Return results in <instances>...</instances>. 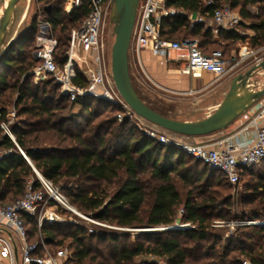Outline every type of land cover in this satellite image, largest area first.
Instances as JSON below:
<instances>
[{"label": "trees", "instance_id": "trees-1", "mask_svg": "<svg viewBox=\"0 0 264 264\" xmlns=\"http://www.w3.org/2000/svg\"><path fill=\"white\" fill-rule=\"evenodd\" d=\"M65 3L66 0H55L50 7H46L49 11L47 19L58 40L59 46L55 52V61L59 66H63L66 62V46L70 41L71 31L79 27L89 13L88 0H84L82 7L72 13L64 11ZM226 4L240 13L243 22L244 18H250L248 6L260 5L259 9L262 14L258 16V22L250 26L255 35L250 36L249 41L254 46L262 45L264 43V0H214L213 5H208L203 0H167L168 7L178 9L182 13L162 19V38L175 40L173 35L188 30L191 35H201L204 39L200 42L202 50L211 53L212 51L206 50L207 42L205 41L211 37L213 31L206 30L203 23L193 24L191 27L188 15L196 13L211 18L216 8ZM242 23L239 27L242 26ZM36 29V23L33 22L8 47L0 61V99H2L0 100V150H5V154L0 157V204H10L22 198L31 179H34L35 188L40 186L35 167L44 177L52 181L54 186H59L72 204L77 205L86 213H92L100 221H107L120 228L167 227L176 222L177 211L183 205L181 220L183 223H191L194 227L154 231L146 234L145 240L138 239L134 243L124 242L119 245L118 241L122 236L116 231L88 234L83 227L62 226L57 223L44 224L41 229H38L37 217L23 214L22 218L28 230V240L40 244L44 242L50 248L58 249L62 248L67 237L71 238L69 247L72 249V254L67 259L68 264H86L87 262L90 264H163L155 259L157 257L164 264H187L188 261H194L196 264H242L245 257L253 264H264L263 242L250 249L237 247L235 250H238L239 257L245 256L243 259L236 256L229 258L232 252V243L221 247L217 245L216 241L209 245L204 244L210 236L207 232L209 219L206 212L214 205L216 198L210 194L199 201V198L193 196V191L190 190L186 199L183 200L178 187V181H181L185 186H190L192 180H200L202 177L206 178V188H210L213 184H218L221 187L223 182L230 184L228 179L222 173L211 170L203 162L193 157L203 168L212 173L204 172L202 175H191V168L185 167L183 162V156L189 155L177 147L161 144L144 132L135 136V128L128 127L129 120L118 123V119L113 118L111 124L104 131L105 134L112 136V133H115L112 128L115 127L118 137H114V140L112 138L107 140L105 136L96 135L99 142L98 148L87 144L82 136L77 139L81 148H43L41 146L46 140L39 135L37 127L44 125L46 128L55 129V126L52 121L54 108L49 105L47 98H41L36 94L40 90V86L44 87V97L48 92L47 87L52 85L54 89L59 90L61 94L59 99L62 103L72 101L61 92L53 78L35 84L31 75V80L37 91L31 90L29 85H25V82L20 83L21 78L29 77V69L34 64L32 61L27 62L25 60L27 57H22V53L18 52L29 46H34ZM57 30L59 34L55 33ZM217 36L233 42H243L248 39V36L239 32V28L238 30H221ZM222 52L227 57L226 52ZM12 75L18 77L15 83L11 82ZM74 81L81 86L88 85V81L79 67ZM24 87H26L25 90H23ZM13 91L18 93L17 103L24 102L23 107L19 110V115L28 114L31 118L36 119L22 121L19 125L12 126L18 145L9 137L4 136L1 128V123L9 116L6 98ZM137 92L145 101L141 93L138 90ZM28 99H30V103H28ZM94 102L107 103L112 108L116 107L115 104L105 99L91 96L80 98L72 103H78L84 110H89ZM147 104L159 113L170 117L165 111L150 103ZM21 150L32 161L34 167L27 162ZM109 151H112V154H108ZM164 151L165 154L162 155ZM263 167L264 160L251 169L241 171V181L245 176L257 175ZM147 173L150 174V179L156 181L155 184L151 181L143 182V175ZM196 176L197 178H195ZM262 177V180L259 181L261 191L264 190V175ZM84 178L106 183L117 182L118 184L111 194L100 184L90 188L70 185L72 179L80 182ZM147 204L148 207L145 209ZM254 220L264 221V216L262 214L254 216ZM36 235L37 239L32 241L31 239ZM243 235V241L248 243L257 241L264 237V226L253 225L251 231L243 233ZM95 238L100 243L108 239L116 243L111 249L110 260L99 255L101 253L95 252L94 247L86 242ZM243 241L240 243H244ZM38 253H43L41 247ZM148 256L154 257V259H148ZM138 257H142V260L138 261Z\"/></svg>", "mask_w": 264, "mask_h": 264}, {"label": "built area", "instance_id": "built-area-1", "mask_svg": "<svg viewBox=\"0 0 264 264\" xmlns=\"http://www.w3.org/2000/svg\"><path fill=\"white\" fill-rule=\"evenodd\" d=\"M88 2L87 17L79 27L71 31L70 48L63 66H59L55 61L58 40L51 23L43 21L39 24L34 41V54L38 64L30 72L33 80L35 84H39L53 78L61 92L72 102L91 96L121 105L123 111L118 114L121 120L124 116L137 115L120 94L112 74L111 56L105 38L106 20L111 13L112 0H88ZM83 4L84 0H66L65 11L72 13L80 9ZM207 4L213 5L214 0H208ZM179 13L182 11L167 6V0H140L130 50L139 54L142 49L148 48L155 57L166 59L171 52H176L180 55L175 60L182 62L184 74L192 78H201L204 74L210 73L215 76V81L236 71L254 53L249 47L244 46L238 56L227 58L220 50L204 52L200 42L194 38L163 39L162 19ZM211 18L216 25L215 34L221 30H238L243 22L240 13L227 4L216 8ZM262 49L264 50V47ZM78 67L88 81L87 86H81L74 81ZM13 117L15 113H10L8 119L1 123V128L4 136L17 144L12 129ZM234 123L236 126L229 132L204 143H179L164 134L150 131L144 133L165 146L177 147L203 162L211 170L222 173L231 185L237 186L241 182V171L251 169L264 160V97L245 110ZM21 152L30 162L24 151ZM4 154V151H0V157ZM35 171L40 184L38 188H35L34 181H31L22 198L10 204H0V220L12 228L22 242L21 259H18L10 242L3 241L9 253L8 264H64L67 259L64 249L51 250L44 242L40 244L28 240V230L22 215L36 216L38 229H41L44 224L63 221L56 208L78 212L60 188L54 186L52 181L38 170ZM89 220L103 225L97 219L89 218ZM250 223L256 224L255 221ZM186 225L168 226L165 229L183 228ZM90 231L95 232L94 229ZM40 247L42 254L38 253ZM242 264L253 263L249 259H243Z\"/></svg>", "mask_w": 264, "mask_h": 264}, {"label": "rangeland", "instance_id": "rangeland-1", "mask_svg": "<svg viewBox=\"0 0 264 264\" xmlns=\"http://www.w3.org/2000/svg\"><path fill=\"white\" fill-rule=\"evenodd\" d=\"M207 1L208 0H203V2L206 4ZM4 2L5 0H0V12L3 11V13ZM54 2L55 0H21L17 5L15 21L8 32L5 42V48L7 49L9 45L12 44L20 35H22L33 22L36 23L37 35L39 24L43 21H48L47 16L49 11L46 9V7H50ZM259 6V4L248 6L250 18H244L242 26L239 27V32L242 35L248 36V39H245L243 42H233L229 39L217 36L218 34L214 33L216 25L213 22L212 18H208L206 16L203 18V16L196 13H189L188 15V20L191 22V27L193 26V24L203 23L206 30L210 29L213 31L211 37L208 38L207 41H205L207 42L206 50L208 52H211L213 50L225 51V55L228 58H231L233 56H238L239 52L243 49L244 46H247L250 50L254 51V53L247 60H245L236 71L232 72L230 75L218 81H215L213 79L207 87L198 92L191 93L190 90L174 91L161 87L149 80L143 72L138 70L137 65L133 62L132 66L130 64V70L134 86L141 93L147 103H150L154 107L165 111L170 117L174 119L182 121H196L208 117L219 107V105L229 92L233 78L241 73L247 72L250 68L257 64L260 59L264 58V50L262 49L264 47V43L260 46H254L251 41H249L250 36L255 35V32L250 28V26L251 24L258 22V16L262 14ZM2 16L3 14L0 13V22ZM260 18L262 19L263 17ZM55 33L59 34L58 30ZM172 37L175 40H185L188 38L197 39L199 42L204 40L201 35H191L188 30L180 31ZM105 38L107 47L109 49V55L112 56V47L115 43L116 35L114 32V24L111 21V13L106 20ZM66 48L67 53L70 48L69 42ZM18 53H22V57H27L25 58L27 62L32 61L34 64L29 69V77L27 79L21 78L20 83L25 82V85H29L31 90L37 91V89L35 88L36 86L31 80L30 73L33 67L38 64V61L34 54V46H29ZM11 78V82L15 83V80H17L18 77L17 75H12ZM252 82L256 85L257 88L263 87L264 73L256 75L252 79ZM43 88V86H40V90L37 91L36 94H38V96H40L41 98H47L49 101V105L54 108L52 121L53 125L55 126V129L46 128L44 125H39V127H37L39 129V135L42 137V139L46 140L41 145L43 148H81V145L77 140L79 136L85 138L87 144L98 148L99 142L97 141L96 135L105 136L107 140H111V138L114 140L118 137V132L114 129L115 127L112 128V131L114 130L115 132L112 133V136L110 134H105L104 131V129L111 124L113 118H117L118 123L129 120L130 123H128V127L132 126L135 128V136H138L144 131H150L156 132L158 134H164L179 143H204L203 138L205 137H187L175 134L150 123L149 121L139 117L138 115L124 116L121 120L118 117V114H121L123 111V108L121 109V105H116L115 108H112L107 103L99 104L98 102H94L90 106L89 110H84L83 107L78 103L67 101L62 103L59 99L61 95L59 90L57 88L54 89L52 85L47 87L48 92L46 93V97H44L45 94L43 93ZM25 89L26 87H24L23 90ZM18 99L19 96L17 91H13L6 98V100H8L7 106L9 114L15 113L12 126L19 125L22 121L36 120L34 118H31L28 114L19 115V110L23 107L24 102L22 101L20 104H18ZM27 101L28 103H30V99H28ZM117 109L120 110L118 111ZM100 125H102V128L99 129ZM235 126V123H233L226 129L215 133V135H222L223 133L229 132ZM108 154H112V151H109ZM164 154L165 151L162 152V155ZM183 159L185 167L191 168V175H202L204 172H206V174L208 172L212 173L208 169L203 168V166L199 162L195 161L192 157L185 155L183 156ZM261 174L264 175V167L262 171L260 173H257V175L255 176H245V178H243L237 186H233L226 182H223V186L221 187H219L218 184H213L210 188H206L205 177H202L200 180H192V184L190 186H185L181 181H178V187L182 194L183 200L186 199L187 194L190 190L193 191V196L199 198V201L203 200V198L207 197L210 194L215 196L216 202L214 203V205H212V207H210L209 211L206 212L209 219L207 232H209L210 236L209 240L204 244L209 245L213 241H216L217 245L221 247L225 244L232 243V252L230 253L229 257L230 259L235 256L240 259H243L245 257L238 256L239 252L238 250H235L237 247L250 249L254 246H259L262 242L264 244V237H261L257 241H251L249 243L243 241V233L250 232L251 226L253 225H260L250 223L252 221H257L254 220V216H260V214L264 216V190L261 191V183H259V181L263 178ZM150 178L151 177L149 173L143 175V182L151 181L153 182V184H155L156 181H153ZM195 178H197V176ZM98 184H100L102 188H105L106 191L111 194L114 192L118 183H106L86 180L85 178L80 182L72 179L70 183V185L74 187L80 185L81 188L96 187L98 186ZM58 188L60 187L58 186ZM73 206L78 213H74L70 210L60 207L56 208L57 213L63 219V221H60L57 224L62 226L73 225L76 227H83L88 234H92L90 231L91 229H94L96 233H99L101 231H116L120 234V236H122L118 241L119 245L123 244L124 242L134 243L138 239L145 240L146 234L148 233L159 230H166V226H160L157 228L146 226L120 228L113 224H110L107 221H100L98 219L97 220L99 222H102L103 225L95 224L89 220V218H94V220H96L92 213H86L77 205L73 204ZM147 207L148 204L145 205V209ZM182 210L183 205L178 209L176 222L171 226L182 224L187 225L183 228H173V230L188 229L194 227V225H192L191 223L182 222ZM36 239L37 235L34 236L31 240L33 241ZM240 241H243L244 243H240ZM70 242L71 238L67 237L62 246V249L66 251L67 259L72 254V249L69 247ZM86 242L94 247V250H96L95 252H99L101 253L99 255L107 258L106 260L111 259V249L116 244L114 243V241L108 239L105 242L100 243L95 238L91 241L87 240ZM51 250L57 249L54 247L51 248ZM147 258L154 259V257L150 256H148ZM67 259H65L64 264H68ZM137 260H142V257H138ZM159 262L164 264L161 259L159 260ZM86 264L90 263L87 262ZM187 264L196 263L194 261H188Z\"/></svg>", "mask_w": 264, "mask_h": 264}, {"label": "water", "instance_id": "water-1", "mask_svg": "<svg viewBox=\"0 0 264 264\" xmlns=\"http://www.w3.org/2000/svg\"><path fill=\"white\" fill-rule=\"evenodd\" d=\"M20 1L4 2V13L0 22V61L8 49L5 48V42L14 24ZM139 3L140 0H112L111 8V21L116 35L111 56L112 74L120 94L138 116L169 132L187 137H201L226 129L245 110L264 97V86L257 88L252 82L256 75L264 73L263 58L247 72L233 78L229 92L219 107L206 118L182 121L151 108L135 89L130 70L129 53Z\"/></svg>", "mask_w": 264, "mask_h": 264}, {"label": "crops", "instance_id": "crops-1", "mask_svg": "<svg viewBox=\"0 0 264 264\" xmlns=\"http://www.w3.org/2000/svg\"><path fill=\"white\" fill-rule=\"evenodd\" d=\"M0 13L3 14V11H1ZM204 17L205 16H203V18ZM179 55L180 54L176 52H171L169 58L167 59L155 57L148 48H145L142 49L139 52V54H136L133 50H130L129 60L131 66L132 63L134 62L137 65L138 70L143 72L144 75L149 80L169 90H174V91L190 90L191 93H194L207 87L211 83V81L215 79V76L210 73H209L210 75L208 73L204 74L201 78H192L191 76L184 74L182 72L183 69L182 62L175 60L179 57ZM220 136L221 135H215L214 133V135L211 134L201 137H205L203 138L204 142H208ZM0 151L5 152V150H0ZM30 162L28 163H30L34 167L31 160ZM35 169L36 168L34 167V170ZM37 180H38V176H37ZM31 181H34V179H31L29 182ZM4 240L10 242V244L14 247L18 259H21L22 242L20 238L12 228L8 227L2 220H0V264H8L9 262V253L6 249L7 248L6 245L3 242ZM155 259L158 261L160 260V258L158 257Z\"/></svg>", "mask_w": 264, "mask_h": 264}, {"label": "bare ground", "instance_id": "bare-ground-1", "mask_svg": "<svg viewBox=\"0 0 264 264\" xmlns=\"http://www.w3.org/2000/svg\"><path fill=\"white\" fill-rule=\"evenodd\" d=\"M256 224L264 225V221L257 220L255 221Z\"/></svg>", "mask_w": 264, "mask_h": 264}]
</instances>
